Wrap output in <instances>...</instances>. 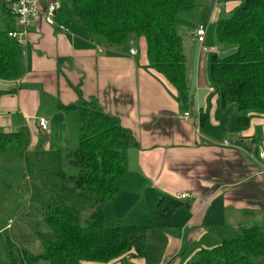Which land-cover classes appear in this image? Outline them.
<instances>
[{"label":"crops","instance_id":"crops-1","mask_svg":"<svg viewBox=\"0 0 264 264\" xmlns=\"http://www.w3.org/2000/svg\"><path fill=\"white\" fill-rule=\"evenodd\" d=\"M15 1L0 0V11ZM54 1L58 0H39L41 15L22 37L23 78L0 81V134L18 135L25 150L40 139L37 149L64 152L72 137L78 135L79 140V114L74 107L89 105L118 120L135 145L123 152L126 174L105 211L112 208L122 223L139 204L137 218L148 221L159 218L155 211L164 195L189 196L182 201L190 207L175 213L170 223H162L170 234L176 231L179 236L168 237L162 264H180V257L194 245L208 247L205 238L217 231L232 229L237 234L260 224L264 164L258 153L264 150V114H249L250 125L241 128L232 110L220 109L218 94L209 83V55L215 51L207 48V37L204 46L196 40L199 25L205 23L190 24L185 15L190 12L177 19L191 101L185 108L178 92L150 68L144 38L131 47L137 50L136 57L129 51L97 47L68 5L58 1L54 24L46 21L48 4ZM237 6L207 0L199 7L200 14L208 11V23L216 25ZM15 28L20 30L17 22ZM41 119L49 122V130L40 128ZM202 249L209 248L197 247L185 263Z\"/></svg>","mask_w":264,"mask_h":264},{"label":"trees","instance_id":"trees-1","mask_svg":"<svg viewBox=\"0 0 264 264\" xmlns=\"http://www.w3.org/2000/svg\"><path fill=\"white\" fill-rule=\"evenodd\" d=\"M238 6L216 23L217 38L224 48L235 49L221 58L214 53L210 77L221 110H232L241 128L250 125L251 113L264 114V0H219ZM74 19L90 42L107 50L126 53L141 38L147 42L150 68L178 92L183 107L191 104L181 37L179 14L201 6L199 0H67ZM0 23V81L16 82L25 75L23 48L9 33L16 18L7 7ZM79 114V147L67 155L73 176L61 170V196L43 208L39 233L43 252L34 255L19 246L8 230L0 233V264H111L129 254L144 258L147 227L120 223L106 227L105 206L114 200L117 183L125 176L123 152L135 145L118 120L99 109L74 107ZM18 135L0 134V153L19 151ZM190 205L164 195L157 216L170 220ZM88 216L84 221L83 217ZM187 264H264V220L242 228L233 240L212 249H202Z\"/></svg>","mask_w":264,"mask_h":264},{"label":"rangeland","instance_id":"rangeland-1","mask_svg":"<svg viewBox=\"0 0 264 264\" xmlns=\"http://www.w3.org/2000/svg\"><path fill=\"white\" fill-rule=\"evenodd\" d=\"M58 1L63 7L68 5L67 0ZM199 3L201 5L206 4L207 0H199ZM200 12V7H197L194 12L185 14L187 15L186 21L191 22L190 24L205 23L208 31L207 48L214 50L221 58L234 53L235 49L233 47L224 48L219 44L216 25L208 23L207 20L208 11L205 15L200 14ZM5 19L3 13L0 12V23H4ZM209 56L211 59V55ZM209 83L214 86L210 78ZM77 136L70 139V143L61 157V170L67 176L75 174L74 169L68 163L67 155L69 152L78 149L79 140ZM25 140L24 143H29ZM40 142V139L39 141L35 139L31 150L30 147L27 150L22 147L19 151L0 153V233L8 230L19 246L29 250L34 255H40L43 252L42 243L37 236L39 233H46L41 226L44 218L43 208L61 196L62 187L59 178V167L55 166V163L59 162L60 159L56 155L37 149L36 145ZM54 152L55 150L52 153ZM111 204H113V201L108 203V205ZM139 209V204L135 205L129 213L130 219L122 221L120 224L125 226H131L132 224L148 226L146 256L144 258H134L131 257L132 254H129L111 264H162L164 255L167 252L168 237H179L176 231L172 235L170 234L172 231L167 230L168 226H164L170 220L155 218L145 221L138 219ZM155 214L157 215V210ZM105 217L107 228L118 224L120 220L112 208L105 211ZM87 218L88 216L85 215L83 220L85 221ZM217 232L216 235H208L205 238L204 243L208 247H201L199 243L194 245V248H190L185 256L180 257L182 260L180 264H186L185 262L197 247L212 249L220 246L224 240H233L236 237V233L232 229L231 232Z\"/></svg>","mask_w":264,"mask_h":264},{"label":"built area","instance_id":"built-area-1","mask_svg":"<svg viewBox=\"0 0 264 264\" xmlns=\"http://www.w3.org/2000/svg\"><path fill=\"white\" fill-rule=\"evenodd\" d=\"M39 0H16L13 5L10 7L11 13L15 16L16 22L20 30H15L9 33V37L14 39L21 47L24 46V41L22 37L28 33V29L31 24L41 15L40 10L38 9ZM60 8L58 1H54L48 4L47 12L45 14L46 21L49 24H54V19L57 11ZM62 32L68 33L69 30L65 27H60ZM207 37V29L204 25H199L196 32L197 43L201 46L205 45ZM206 50V49H205ZM131 57H136L138 52L134 48H131L129 51ZM40 128L44 131L49 130V122L45 119L39 121ZM258 159L264 164V150H260L258 153ZM181 200H187L188 195H181L179 197Z\"/></svg>","mask_w":264,"mask_h":264}]
</instances>
